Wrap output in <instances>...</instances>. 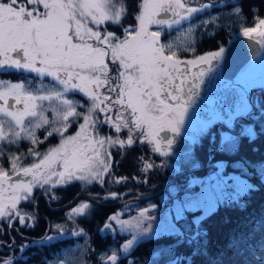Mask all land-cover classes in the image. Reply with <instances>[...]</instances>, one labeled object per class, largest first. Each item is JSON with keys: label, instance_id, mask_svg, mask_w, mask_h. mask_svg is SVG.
I'll use <instances>...</instances> for the list:
<instances>
[{"label": "snow or ice", "instance_id": "obj_1", "mask_svg": "<svg viewBox=\"0 0 264 264\" xmlns=\"http://www.w3.org/2000/svg\"><path fill=\"white\" fill-rule=\"evenodd\" d=\"M132 2L128 0L126 6L120 0H0V72L23 71L35 74L41 81L45 77L55 81L51 87L42 84L35 88L30 87L29 79L17 83L0 79V162L10 161L7 170L0 163V225L7 223L11 229L18 220L24 227L33 226L26 220L34 219L35 212H26L18 206L26 202L35 207L34 188L58 200L60 197L52 195L51 188L46 186L79 181L83 191L85 184L103 185L104 174L111 167L109 149L115 146L148 143L154 145L152 151L167 155L161 149L160 133H179L186 106L206 74L203 68L196 72L192 69L201 64L211 65L222 57L224 49L181 60L171 39L161 43L162 32L171 35L187 22V31L191 33V24L207 9L215 8L216 3L137 0L134 10L137 23L125 27L122 21L133 14ZM194 3L198 6H192ZM235 11L239 13L240 9ZM200 23L209 21L201 19ZM109 24L121 28V35L108 31ZM152 25L157 26L155 30H150ZM243 35L255 38L264 47V19L255 27H244ZM77 92L87 98V105L70 98L69 94L74 96ZM49 111L54 114L53 119L46 115ZM99 114H104L103 118ZM80 120L83 122L79 123V130L69 134L72 125ZM104 125L117 134L126 130L127 139L101 136L100 127ZM40 129L45 132L43 140L37 135ZM54 136H59V145L43 152L36 147ZM22 141H29L32 147L26 153L13 152L12 148ZM166 143L171 146L173 140L169 138ZM28 157L39 159L25 166L22 162ZM57 163L62 171L54 167ZM151 167L152 163H146L144 170ZM52 177H56L55 181ZM117 198L115 193L103 197ZM91 207L81 203L67 215L69 218L82 215ZM188 207L195 210L192 202L185 210ZM140 216L149 218L144 212ZM112 220L121 228L132 224L115 215ZM139 223L135 226L139 227ZM3 231L0 227V235ZM201 235L206 233L197 229L195 237ZM133 240L123 245L124 250L132 246ZM245 246L248 241L243 235L230 238L228 244L237 254ZM260 248L264 251V244ZM100 259L102 264L118 261L115 250ZM0 264H13V257L0 258Z\"/></svg>", "mask_w": 264, "mask_h": 264}, {"label": "trees", "instance_id": "obj_2", "mask_svg": "<svg viewBox=\"0 0 264 264\" xmlns=\"http://www.w3.org/2000/svg\"><path fill=\"white\" fill-rule=\"evenodd\" d=\"M120 2L128 6V0ZM136 2L137 0H133L130 5L133 14L122 21L125 27L136 23L134 20ZM240 8L239 16L243 26L264 17V0H240ZM107 27L117 35L122 33L119 27L112 25ZM188 27L189 25L179 28L171 35L162 32L161 43H167L171 39L174 49L178 50V58L202 46H213L206 41L200 43L204 39H225L232 32L206 27L200 20L191 25V33L187 31ZM0 79L10 82L29 79L32 81L30 87L35 88L41 87L42 84L48 87L54 85L48 84L46 80L41 81L35 74L14 70L0 72ZM78 101L85 105L89 103L83 99ZM47 115H52V119L54 117L51 111L47 112ZM100 133L102 136L117 135L106 126L100 127ZM121 133L125 135V137L121 135V139H127L126 130ZM37 135L43 140L44 130H37ZM54 137L48 138L36 147L43 152L48 147L55 146ZM29 147H32L29 141H22L18 147H13L12 151L17 154L26 153ZM151 149L149 144L141 145L138 142L131 147H113L110 150V175L102 186L85 184V190L82 191V183L74 182L67 186L51 188V194L60 197L58 200H52L50 196L42 194L41 190L35 189L33 194L35 198L37 197L35 210L33 206L26 208L28 209L26 212H35L34 220L29 223L33 226H20L16 220L9 236L8 225L4 223L2 225L4 231L0 235V242H3L4 246L0 248L6 250L10 248L7 246L9 244L13 247L9 251L0 252V258L13 257V264H102L100 257L112 255L115 250L117 264H264V251L260 248V245L264 244V124L259 126L252 136L238 135L222 144L209 159L206 168L182 175L160 194L158 192L176 176L170 168L173 159L162 157ZM38 159L28 157L22 163L28 166ZM179 159L182 162L176 165L183 173L192 170L195 165L204 166L207 160L205 157L194 159L189 157L187 159L191 160L187 161H184L186 158ZM213 161L223 163L224 173H234L243 177L250 187L236 199L221 203L197 222L194 219L196 214L186 211L175 222L178 229L176 233H163L140 240L127 253H123L122 243L127 235L105 230V223L109 217L121 208H127L133 213L138 209L151 205L160 206L161 202L173 200L175 195L172 194V190L186 189L188 177L202 176L209 169H214V166L211 167ZM149 162L153 167L145 171L144 166ZM0 163H3L6 170L10 168V161ZM114 180L123 182L113 183ZM80 193L89 197L99 195L101 199L98 201L102 203L128 198L143 199L110 207L79 197L68 208L62 210L50 208L64 206ZM109 193H115L118 198L103 199ZM82 202L92 207L86 209L82 215L69 218L67 214ZM56 225L60 227L57 228ZM48 228L50 230L47 232ZM197 229L206 235L196 238ZM254 229L256 230L253 231ZM52 230L58 237L51 240L48 236ZM241 235L247 239L248 246L243 247L237 254L236 250L228 248V244L230 238Z\"/></svg>", "mask_w": 264, "mask_h": 264}, {"label": "flooded vegetation", "instance_id": "obj_3", "mask_svg": "<svg viewBox=\"0 0 264 264\" xmlns=\"http://www.w3.org/2000/svg\"><path fill=\"white\" fill-rule=\"evenodd\" d=\"M200 2H215L216 7L207 9L196 21L205 19L209 21L206 27L216 30H232V32L225 39H204L200 43L206 41L213 46H202L180 58L181 60L195 59L197 56L218 52L220 48L224 49L222 57L213 60L211 65L201 64L192 69L193 72H196L203 68L206 74L203 77V82L197 89H194L195 95L186 106L187 111L184 118L186 115L192 119H204V126L191 132L195 138L187 135L189 130H187V134L182 131H179L178 134L169 131L160 133L164 142L162 149L170 154L165 156L156 152L162 157H173L172 159L205 157L210 159L222 144L238 135L252 136L258 127L264 124V47L258 44L257 50L232 77H227L223 73L228 47L237 38H248L243 35L242 27H255L258 24L257 21L243 26L240 21V12L235 11L236 8L241 10L240 0H200ZM192 6H198V3H194ZM188 25L186 22L181 28ZM250 40L256 41L255 38ZM106 61L110 64L108 59ZM45 80L48 81V84H55V81L49 77H46ZM69 96L76 100H87L78 92L74 96L73 94H69ZM169 138L173 140L171 146L166 143ZM218 139L219 148L211 152L216 148ZM50 208L53 209L51 206ZM19 225L21 226L20 223ZM8 235H11L10 230H8ZM9 250L10 248L6 250L0 248V252Z\"/></svg>", "mask_w": 264, "mask_h": 264}, {"label": "rangeland", "instance_id": "obj_4", "mask_svg": "<svg viewBox=\"0 0 264 264\" xmlns=\"http://www.w3.org/2000/svg\"><path fill=\"white\" fill-rule=\"evenodd\" d=\"M262 19H264V17ZM259 20H261V19H258L257 23L259 22ZM109 25H111V24H109ZM155 29H156L155 25L150 26V30H155ZM107 30L112 31L108 27H107ZM118 30H120V29H118ZM16 72H18V71H16ZM19 72L24 73L23 71H19ZM37 78H39V77H37ZM45 78L43 80H45ZM17 82H21V81H17ZM17 82H13V83H17ZM57 87H59V86L57 85ZM114 114L115 113L113 112L110 115H114ZM46 115H47V113H46ZM99 115L101 116V118H103L104 114H99ZM47 116L49 117V119H52V115H47ZM82 122L83 121L80 120L78 123L73 124L69 130V134L74 135L75 132L79 130V123H82ZM204 122H205L204 119H198V118L192 119V118H189L185 115V118H183V123H182V125H180L179 131H182V132L187 134V130H189V133L187 135L192 137V138H195L191 134V132L193 130L199 129L200 127H203ZM73 126H75V127H73ZM104 126H106V125H104ZM106 128L110 129L108 126H106ZM110 130L115 132L114 129H110ZM100 135H101V133H100ZM117 135L120 138H121V135H123L125 137V135L123 133H119ZM56 137L57 138L54 137L55 138L54 141L56 142L55 146L59 145V143H60L59 136H56ZM159 139H161V149H162L164 146V142H163L162 137L159 136ZM124 140H126V139H124ZM149 145L152 148L154 147L153 144H149ZM111 149H109V151ZM162 151H165V149L164 150L162 149ZM168 154L169 153L167 151V155ZM167 155H165V156H167ZM191 159H194V158H191ZM191 159L186 158V159H184V161L191 160ZM36 162H38V160ZM180 162H182L181 159L175 158L170 163V165H171L170 168L173 169V173H175V175L183 174V171L180 169V167H178L176 165L177 163H180ZM206 162H207V160H206ZM208 162H209V160H208ZM208 162H207V164H208ZM206 166L205 165L204 166L195 165L192 170H189V172L188 171H186V172L190 173V171H193V170H202V167H206ZM213 166L215 167L214 169H209V171L206 172L202 176H189L188 179L186 180L187 181L186 189L176 190L177 188H175L174 190H172V194L175 195L173 200L167 201L165 203L161 202L160 206L151 205V206H148L146 208L138 209L133 213L129 212L130 210H128L127 208L118 209L117 211L114 212L113 215H111L109 217V219L105 223V230H107L111 233H114V234L118 233V234H126L127 235V238L122 243V251H123V253H127V251H129L130 248L133 247L140 240H143V239H146V238H149L152 236H156L159 234H163V233H176L178 231V229H177V225L175 222L186 211L194 212L196 214L194 219L197 222L198 218L205 217L206 215H208L209 213L214 211L216 209V207H218V205H220L221 203H224L225 201H228L231 199H236L240 194L244 193L248 189V187H250V184L243 177H241L237 174H234V173H229V174L224 173L223 163L213 161V163H211V167H213ZM54 167H56L57 171H62V167L60 166L59 163H57ZM109 175H110V169H109V173L104 174V180L107 179ZM28 179H30V178H28ZM55 179H56V177H52L53 181H55ZM74 182H79V181H72L66 185L61 184L60 186H56V187L67 186V185L72 184ZM94 185L102 186L98 183H96ZM46 187H49L52 189L56 188V187H51V186H46ZM192 188L195 190H191ZM35 189H38V188H34L33 194L35 192ZM38 190H40V189H38ZM193 195H195V201L194 202L192 201ZM108 196H111V193H109ZM190 202L193 203L195 210H191L190 207H188L187 210H185L186 207L190 204ZM82 203H85V202H82ZM103 203H108V202H103ZM31 206H33V205L30 203L22 202L18 207L24 209V211H27L28 209H26V208H28V207L31 208ZM141 212H144L145 216L149 217V218H141V216H140ZM114 215L118 216L120 221H131L132 224L130 226H125L124 228H121V225L117 221L112 220V216H114ZM31 221H32V219L26 220V223L29 224V223H31ZM137 221L140 222L139 227L135 226ZM107 225H111V228L106 227ZM7 228H8V230H10L8 226H7ZM49 230L50 229L48 228L47 232ZM52 233H53V230L49 233L50 237H53V239L58 237L56 232L53 234ZM46 234H48V233H46ZM133 238H135V239L133 240ZM129 240H133V244L130 248H128L127 250H124L123 245L127 244V242Z\"/></svg>", "mask_w": 264, "mask_h": 264}, {"label": "water", "instance_id": "obj_5", "mask_svg": "<svg viewBox=\"0 0 264 264\" xmlns=\"http://www.w3.org/2000/svg\"><path fill=\"white\" fill-rule=\"evenodd\" d=\"M257 48H258V43H256V41L250 40V39L245 38V37L237 38L234 42H232L231 45L227 49L226 57L224 60L223 73L225 74V76L232 77V75L238 69H240L245 64V62H247L249 60V58L257 50ZM218 148H219V139L217 140L216 148L211 152L216 151ZM208 160L209 159H207V162H208ZM194 171H196V170H194ZM188 172H186V173H188ZM190 172H193V171H190ZM184 174L185 173L176 175L172 179H170L167 182V184L164 186V188L158 192V194L165 191L175 180H177L178 178H180ZM13 179L15 180L16 177H13ZM79 197H84L91 202H94L97 204H103V205L110 206V207H118V206L125 205L129 202H132V201H138L140 199H143V198H128V199L117 200V201H113V202H109V203H102V202H99L97 200H95V201L91 200L87 194L80 193V194H77L74 197V199L71 202H69L68 204H66L64 206L56 207L53 209L54 210H62V209L68 208V207L72 206L78 200Z\"/></svg>", "mask_w": 264, "mask_h": 264}]
</instances>
